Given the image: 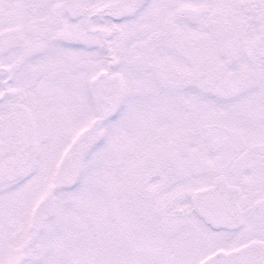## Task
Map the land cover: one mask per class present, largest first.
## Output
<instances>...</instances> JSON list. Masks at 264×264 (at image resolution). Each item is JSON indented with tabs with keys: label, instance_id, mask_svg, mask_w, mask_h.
Here are the masks:
<instances>
[{
	"label": "snow or ice",
	"instance_id": "snow-or-ice-1",
	"mask_svg": "<svg viewBox=\"0 0 264 264\" xmlns=\"http://www.w3.org/2000/svg\"><path fill=\"white\" fill-rule=\"evenodd\" d=\"M0 264H264V0H0Z\"/></svg>",
	"mask_w": 264,
	"mask_h": 264
}]
</instances>
